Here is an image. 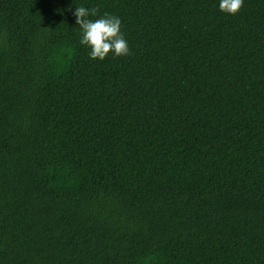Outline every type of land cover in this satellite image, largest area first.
I'll use <instances>...</instances> for the list:
<instances>
[{
	"label": "trees",
	"instance_id": "trees-1",
	"mask_svg": "<svg viewBox=\"0 0 264 264\" xmlns=\"http://www.w3.org/2000/svg\"><path fill=\"white\" fill-rule=\"evenodd\" d=\"M219 4L0 0V264H264V0Z\"/></svg>",
	"mask_w": 264,
	"mask_h": 264
},
{
	"label": "clouds",
	"instance_id": "clouds-1",
	"mask_svg": "<svg viewBox=\"0 0 264 264\" xmlns=\"http://www.w3.org/2000/svg\"><path fill=\"white\" fill-rule=\"evenodd\" d=\"M244 5V0H220L219 8L222 12L236 15ZM98 8L78 6L73 15L75 23L82 30L80 43L90 48L91 59L104 60L109 53L116 57L131 54L129 45L121 32V19L105 13L102 17L92 20L90 16H97Z\"/></svg>",
	"mask_w": 264,
	"mask_h": 264
}]
</instances>
